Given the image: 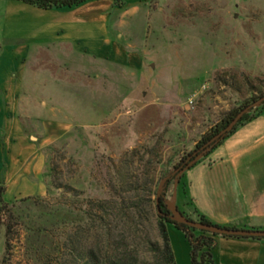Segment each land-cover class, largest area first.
Returning <instances> with one entry per match:
<instances>
[{
	"label": "rangeland",
	"instance_id": "374dc122",
	"mask_svg": "<svg viewBox=\"0 0 264 264\" xmlns=\"http://www.w3.org/2000/svg\"><path fill=\"white\" fill-rule=\"evenodd\" d=\"M150 9L152 18L132 21L117 38L138 67L29 61L17 118L42 154L45 194H4L16 205L3 217L8 252L0 228V264H69L67 247L88 245L87 227L51 221L42 206L82 214L90 198H107L111 180L120 188V176L153 193L171 180L174 210V167L212 125L264 96V0H165ZM139 248L141 264H152Z\"/></svg>",
	"mask_w": 264,
	"mask_h": 264
},
{
	"label": "crops",
	"instance_id": "0c3cea01",
	"mask_svg": "<svg viewBox=\"0 0 264 264\" xmlns=\"http://www.w3.org/2000/svg\"><path fill=\"white\" fill-rule=\"evenodd\" d=\"M123 1V8L113 0H93L43 10L0 0V184L7 200L45 194L42 154L17 118L29 61L79 58L140 66V59L118 41L121 30L132 21L152 18L151 6L165 0ZM180 176L186 188L176 191L174 211L188 215L197 211L222 228L264 231V113ZM168 233L177 264H192L184 234L173 225ZM217 241L211 252L214 264H264V241L222 237Z\"/></svg>",
	"mask_w": 264,
	"mask_h": 264
},
{
	"label": "trees",
	"instance_id": "16d2710c",
	"mask_svg": "<svg viewBox=\"0 0 264 264\" xmlns=\"http://www.w3.org/2000/svg\"><path fill=\"white\" fill-rule=\"evenodd\" d=\"M17 1L39 9L52 10L73 8L93 0ZM113 1L117 8L124 7L123 0ZM260 98L262 96L252 98L212 125L195 143L194 149L174 167V171L177 173L175 176L196 165L201 159L210 155L227 139L232 137L239 128L261 116L264 113V104L250 110L232 131L227 132L215 144L203 150V147L207 146L213 138L227 129L242 110L251 106ZM199 157L201 158L198 159ZM120 179L122 187L118 188L117 182L111 180L107 198H90L88 200L89 206L82 214L75 215L74 210L71 208L64 210L55 209V206L50 207L49 204L42 206L44 210H47L48 218L51 221L62 216L70 222H77L79 225L84 223L87 227L89 244L81 246L79 242L75 246L76 244L71 241V246L67 247L70 250L68 255L69 264H80L82 260L85 264H141L140 246L147 249L151 254L152 264H177L168 233L169 225H173L187 239L191 248L192 264H214L211 252L217 247V239L221 237L264 241V239L217 236L178 222L175 219V213L167 204V190L171 180L166 181L159 192L153 193L150 187L144 186L145 184L139 186L138 182H132V178L128 176L126 178L120 176ZM178 186L179 191H184L186 188L182 176L178 179ZM56 188L60 189V187ZM5 192L4 184H0V228H5V247L6 252H8L10 227L5 224L3 217L8 208L10 206L15 207L16 204L12 203L10 205L4 201ZM30 200L32 199L22 201ZM39 201L45 202L46 200L39 198ZM176 212L191 222L217 226L197 211L192 215H188L177 208Z\"/></svg>",
	"mask_w": 264,
	"mask_h": 264
},
{
	"label": "water",
	"instance_id": "95a60500",
	"mask_svg": "<svg viewBox=\"0 0 264 264\" xmlns=\"http://www.w3.org/2000/svg\"><path fill=\"white\" fill-rule=\"evenodd\" d=\"M262 104H264V96L260 98L257 102L252 104L251 106L247 107L246 109L242 110L230 123V125L227 127L225 131H223L221 134L217 135L215 138H213L207 146L203 147V150L207 149L209 146L215 144L219 139L222 138L224 134L227 132H230L234 129V127L240 122L242 117L247 114L250 110L260 107ZM175 213V219L183 224H186L188 226H191L193 228H197L200 230H204L210 234H214L217 236H228V237H238V238H253V239H264V231L263 230H237V229H228V228H221L217 226H210V225H204V224H198L195 222H191L182 216H180L176 211L172 210Z\"/></svg>",
	"mask_w": 264,
	"mask_h": 264
}]
</instances>
